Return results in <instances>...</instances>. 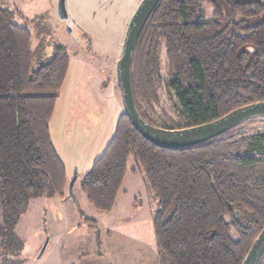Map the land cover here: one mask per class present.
<instances>
[{
	"label": "trees",
	"instance_id": "trees-1",
	"mask_svg": "<svg viewBox=\"0 0 264 264\" xmlns=\"http://www.w3.org/2000/svg\"><path fill=\"white\" fill-rule=\"evenodd\" d=\"M203 3L212 6L210 16ZM42 49L34 50L31 31L1 0L0 264H16L7 255L23 248L15 228L30 199L64 197L68 188L49 123L69 54L55 44L35 62ZM130 81L141 117L168 129L264 100V0H159L136 41ZM160 86L173 115L162 106L154 118L148 110L160 103ZM262 117L195 145L162 148L121 112L80 188L94 208L111 211L131 159L157 200L151 222L161 264H242L264 226V130L249 128Z\"/></svg>",
	"mask_w": 264,
	"mask_h": 264
},
{
	"label": "rangeland",
	"instance_id": "rangeland-1",
	"mask_svg": "<svg viewBox=\"0 0 264 264\" xmlns=\"http://www.w3.org/2000/svg\"><path fill=\"white\" fill-rule=\"evenodd\" d=\"M140 1L65 0L69 32L57 16V0H2L13 21L31 31L34 50L43 44L35 62L44 60L55 44L69 54L49 127L69 180L77 170L72 196L66 189L64 197L30 199L15 228L23 248L18 256L7 255L12 263L161 264L151 222L157 200L131 159L111 211L94 208L80 188L81 177L105 150L124 112L115 66ZM201 8L208 16L213 11L208 3ZM160 58L163 65V49ZM157 92L160 103L154 113L148 111L156 118L163 106L172 116L171 96L161 86ZM249 128L264 130V117L254 118Z\"/></svg>",
	"mask_w": 264,
	"mask_h": 264
},
{
	"label": "water",
	"instance_id": "water-1",
	"mask_svg": "<svg viewBox=\"0 0 264 264\" xmlns=\"http://www.w3.org/2000/svg\"><path fill=\"white\" fill-rule=\"evenodd\" d=\"M158 2L159 0H141L139 2L126 26L120 56L115 66L116 80L124 113L134 129L156 146L177 148L204 142L229 130L246 119L264 116V100H261L239 106L214 120L177 129L155 126L141 117L133 99L130 81V62L136 41ZM56 11L58 18L66 23V28L71 32L65 0H57ZM76 177L77 170L74 169L73 176L68 182L67 191L69 196L73 195L72 190ZM263 252L264 226L252 242L242 264H259Z\"/></svg>",
	"mask_w": 264,
	"mask_h": 264
},
{
	"label": "crops",
	"instance_id": "crops-1",
	"mask_svg": "<svg viewBox=\"0 0 264 264\" xmlns=\"http://www.w3.org/2000/svg\"><path fill=\"white\" fill-rule=\"evenodd\" d=\"M101 121V120H100ZM101 123V122H100ZM97 125H99V124H97ZM96 129H97V126L95 127ZM66 170H67V167H66ZM67 174H68V170H67Z\"/></svg>",
	"mask_w": 264,
	"mask_h": 264
}]
</instances>
